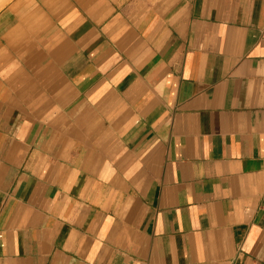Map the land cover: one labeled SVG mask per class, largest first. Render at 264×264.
I'll return each instance as SVG.
<instances>
[{"label": "crops", "instance_id": "0c3cea01", "mask_svg": "<svg viewBox=\"0 0 264 264\" xmlns=\"http://www.w3.org/2000/svg\"><path fill=\"white\" fill-rule=\"evenodd\" d=\"M0 264H264V0L4 3Z\"/></svg>", "mask_w": 264, "mask_h": 264}, {"label": "rangeland", "instance_id": "374dc122", "mask_svg": "<svg viewBox=\"0 0 264 264\" xmlns=\"http://www.w3.org/2000/svg\"><path fill=\"white\" fill-rule=\"evenodd\" d=\"M4 1V2H3ZM8 0H0V7L4 4V3H6Z\"/></svg>", "mask_w": 264, "mask_h": 264}, {"label": "bare ground", "instance_id": "6f19581e", "mask_svg": "<svg viewBox=\"0 0 264 264\" xmlns=\"http://www.w3.org/2000/svg\"><path fill=\"white\" fill-rule=\"evenodd\" d=\"M4 2V1H3Z\"/></svg>", "mask_w": 264, "mask_h": 264}]
</instances>
